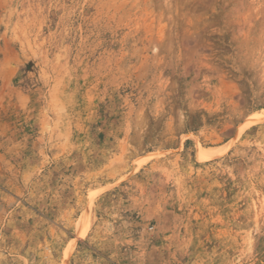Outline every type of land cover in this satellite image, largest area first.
<instances>
[{"label":"rangeland","instance_id":"1","mask_svg":"<svg viewBox=\"0 0 264 264\" xmlns=\"http://www.w3.org/2000/svg\"><path fill=\"white\" fill-rule=\"evenodd\" d=\"M0 264H264V0H0Z\"/></svg>","mask_w":264,"mask_h":264},{"label":"bare ground","instance_id":"2","mask_svg":"<svg viewBox=\"0 0 264 264\" xmlns=\"http://www.w3.org/2000/svg\"><path fill=\"white\" fill-rule=\"evenodd\" d=\"M260 114V113H259ZM258 117V116H257ZM260 117V116H259Z\"/></svg>","mask_w":264,"mask_h":264}]
</instances>
